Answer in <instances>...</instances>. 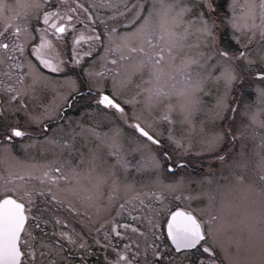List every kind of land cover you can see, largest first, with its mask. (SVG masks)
Listing matches in <instances>:
<instances>
[{
  "label": "snow or ice",
  "instance_id": "6c2138e0",
  "mask_svg": "<svg viewBox=\"0 0 264 264\" xmlns=\"http://www.w3.org/2000/svg\"><path fill=\"white\" fill-rule=\"evenodd\" d=\"M0 264H264V0H0Z\"/></svg>",
  "mask_w": 264,
  "mask_h": 264
}]
</instances>
